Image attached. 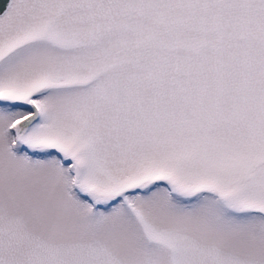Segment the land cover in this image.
<instances>
[{"label":"snow or ice","instance_id":"snow-or-ice-1","mask_svg":"<svg viewBox=\"0 0 264 264\" xmlns=\"http://www.w3.org/2000/svg\"><path fill=\"white\" fill-rule=\"evenodd\" d=\"M0 264H264V0H0Z\"/></svg>","mask_w":264,"mask_h":264}]
</instances>
